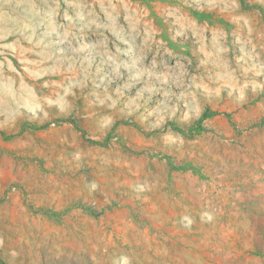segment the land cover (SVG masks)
<instances>
[{"label":"rangeland","instance_id":"rangeland-1","mask_svg":"<svg viewBox=\"0 0 264 264\" xmlns=\"http://www.w3.org/2000/svg\"><path fill=\"white\" fill-rule=\"evenodd\" d=\"M0 264H264V0H0Z\"/></svg>","mask_w":264,"mask_h":264}]
</instances>
